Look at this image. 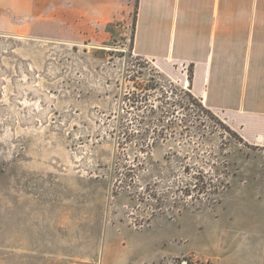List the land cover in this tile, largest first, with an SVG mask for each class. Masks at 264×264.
Here are the masks:
<instances>
[{"label":"rangeland","instance_id":"rangeland-1","mask_svg":"<svg viewBox=\"0 0 264 264\" xmlns=\"http://www.w3.org/2000/svg\"><path fill=\"white\" fill-rule=\"evenodd\" d=\"M95 3L0 0V264L42 218L61 220L81 264H264V148L201 101L209 114H174L195 126L170 123L190 69L183 84L134 53L137 0ZM152 106L164 138L140 144L133 117ZM198 176L205 190L185 193Z\"/></svg>","mask_w":264,"mask_h":264},{"label":"crops","instance_id":"crops-1","mask_svg":"<svg viewBox=\"0 0 264 264\" xmlns=\"http://www.w3.org/2000/svg\"><path fill=\"white\" fill-rule=\"evenodd\" d=\"M106 1L116 4L95 7ZM136 8L134 53L165 73L190 69L191 93L246 144L264 148V0H137ZM62 225L26 221L24 248L10 252L20 259L14 264H81L77 251L63 248ZM231 256L217 264H248Z\"/></svg>","mask_w":264,"mask_h":264},{"label":"trees","instance_id":"trees-1","mask_svg":"<svg viewBox=\"0 0 264 264\" xmlns=\"http://www.w3.org/2000/svg\"><path fill=\"white\" fill-rule=\"evenodd\" d=\"M136 7H137V4H136ZM133 35H134V26H133ZM191 78V77H190ZM152 84H150V82L148 81L146 83V85L144 86V90H150V89H157V84L153 85L154 84V81L153 79H148ZM160 91H162L161 88H159ZM179 92L177 95H175V97L173 98V103H172V106H174L175 108L170 111L168 110L167 114L169 116L172 115L173 118H175L174 120L173 119H169L170 123H173V125L177 128V126H180V127H184L185 129H187V127H189V125L191 126H195V120H193V118H190V116H188L187 114H184V116L182 117H177V115H174L175 114V111L178 110V109H186V108H189V106L191 108H193L192 106H196L198 107L203 113H207L209 114L210 111L201 104V99L195 97L191 91H190V87H188V89H183V88H180L179 89ZM179 95V96H178ZM148 94L145 93L143 95V97L140 99H129V101L131 100V102L129 103L131 106H136L135 109L139 110L140 108L136 105L137 102H144L146 103L147 101V98H148ZM128 100V99H127ZM201 101V102H199ZM164 111L160 110V111H156L155 110V107H150V109H143L141 111V115H138L137 113H135L134 115V119L137 120L138 118H140V120L138 121L137 125L138 127H140L138 130V133L136 134H132V136H136L137 139L140 141V144L142 142H144V138H148L150 137V139L152 140V142H148L147 145H150L155 142V140H157L158 138L160 137H163L164 138V132H163V128H160V129H156V127H154L152 130L148 127L147 123L149 124L150 122L151 123H154L155 122H161L162 121V117L164 118V116L166 117V115L163 113ZM158 115V116H157ZM197 120V118H196ZM142 125V127H141ZM228 127V126H227ZM228 129L230 131H232L229 127ZM159 130V131H158ZM137 132V131H136ZM234 133V131H232ZM149 134V135H148ZM156 134V135H155ZM239 136V135H238ZM240 140H242L240 137H239ZM139 144V145H140ZM143 144V143H142ZM138 145V144H137ZM140 148V146H139ZM143 152V151H142ZM202 176V175H200ZM198 176L197 178H199V180H197L196 182L193 183V185H186L184 188H183V191L185 193H192L193 191L195 192L196 191V194L197 193H201L202 191L205 190L206 188V184L205 183V180H203L202 177ZM196 177V176H194ZM190 186H193L192 188ZM149 187H146V189H148ZM204 189V190H203ZM149 190V189H148Z\"/></svg>","mask_w":264,"mask_h":264}]
</instances>
